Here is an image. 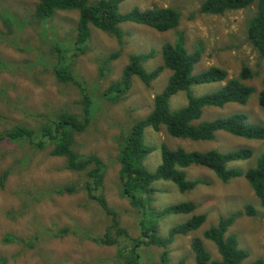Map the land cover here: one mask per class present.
<instances>
[{"label":"rangeland","instance_id":"rangeland-1","mask_svg":"<svg viewBox=\"0 0 264 264\" xmlns=\"http://www.w3.org/2000/svg\"><path fill=\"white\" fill-rule=\"evenodd\" d=\"M205 0H125L119 4V12L169 7L177 10L180 23L176 29L159 32L150 27L134 23H121L123 33L121 44L117 39L96 28L90 27V38L83 54L69 60L75 79L83 85L84 91L92 96L95 114L85 132L76 137L74 146L80 156H98L105 166L103 194L109 207L118 213L120 226L130 236L137 237L138 220L134 208L119 194V144L120 132L129 123L143 119L152 109L155 95L165 87L171 72L164 69L149 86L137 77H132L131 88L117 103L103 100L102 93L110 83L119 81L128 56L144 54L155 50L156 55L142 63L150 72L162 63L159 50L166 43L173 44L178 34H183L189 53L199 49L201 60L194 66L197 75L210 67H219L228 73V79L236 77L243 66L255 74L248 84L253 93L244 105L226 104L222 108L205 107L200 121H212L234 114H245L253 124L264 125V108L258 104V95L264 78V60L246 41V27L254 16L255 7L226 12L223 15L198 13ZM36 0H0V131L13 125L36 128L39 116L50 117L57 110L78 112L80 90L72 85L59 83L48 67L49 52L53 42L70 48L74 39V28L78 13L59 11L48 20L40 22L35 18ZM119 52L117 60L104 65L103 58ZM69 58V55H67ZM55 62V61H54ZM105 73L101 76L100 70ZM247 83V81H246ZM224 83L191 86L194 97L214 92ZM186 104L184 92L177 93L169 100L171 111ZM212 141H190L169 136L161 127L159 131L146 128L144 143L153 151L144 158V166L153 172L160 164V146L182 148L187 152L220 153L232 152L239 148H250L252 157L246 161L230 162L227 168L241 171L253 167L264 143L238 138L218 131ZM51 148L42 151L31 149L24 143L2 142L0 144V176L10 173L0 187V257L6 264H114L118 247L129 246L121 242L113 247H103L76 237L45 241L32 249L19 243H2L3 237L29 239L40 232L41 227H71L78 224L94 234L102 235L108 224L106 216L95 201L87 197L86 191H78L70 196H54L50 193L65 184H79L86 181L83 172L63 170V158L50 156ZM187 181H203L195 189L180 192L177 186L167 181L153 184L149 206L161 211L180 203H193L195 210L188 215L177 214L160 220L158 234L166 236L167 231L189 220L192 216L205 214L201 228L186 236L177 237L168 247L170 264L183 260L194 263V253L190 248L192 239L201 238L204 230L214 226L220 218L237 214L228 234L236 236L238 246L248 252L247 263L259 261L264 264V210L243 178L222 183L214 173L200 166H190L184 170ZM49 193L38 201L37 193ZM251 205L255 216L242 213L244 206ZM202 243L211 258L218 259L216 248L209 241ZM162 250L148 248L143 251L141 263L146 259L157 261Z\"/></svg>","mask_w":264,"mask_h":264},{"label":"trees","instance_id":"trees-1","mask_svg":"<svg viewBox=\"0 0 264 264\" xmlns=\"http://www.w3.org/2000/svg\"><path fill=\"white\" fill-rule=\"evenodd\" d=\"M35 18L40 22L48 20L59 11H76L73 44L70 48L53 42L48 67L52 75L62 84H68L80 90L81 98L78 112L72 110H57L46 118L39 116L40 124L36 128L23 125H13L7 130L0 131V144L2 142L24 143L31 149L42 151L50 147V156L63 158V170L69 172H83L86 181L79 188V184H65L50 190L54 196H70L78 191H86L87 197L95 201L98 208L106 216L108 224L102 235L94 234L90 230L74 224L71 227H41L32 238L24 240L12 236L3 237L2 243H19L24 248L32 249L41 242L61 240L67 237H76L82 241H90L103 247H113L119 240L129 246L118 247L115 257L110 261L114 264H170L168 247L177 237L186 236L201 228L206 220L205 214L192 216L186 222L175 225L167 231L166 236L158 234L159 222L169 215L191 214L196 205L193 203H180L169 206L161 211H155L149 206L152 194L156 193L153 184L157 181H167L175 184L180 192L191 191L203 181H187L184 170L190 166H200L214 173L222 183L231 179L243 178L251 188L264 210V147L257 156L255 165L244 172L234 168H227L230 162L249 160L253 152L250 148H239L232 152L220 153L215 150L208 152H187L182 148L171 149L166 145L160 146V164L151 172L143 164V160L153 150L144 143V131L151 128L159 131L163 127L166 133L174 138L190 141H212L218 131L246 140L264 143V125L253 124L248 121L245 114H234L226 118L212 121H200L202 110L205 107L222 108L229 103L246 104L253 93L248 84L254 73L247 66H243L236 77L228 79V73L219 67H210L200 74H193L194 66L201 60L199 49L189 53L185 46L183 34H178L173 44L166 43L161 46V65L150 72H146L142 63L152 59L156 53L150 50L144 54H132L123 69L120 80L109 84L102 93V99L107 102H119L131 88L132 77H137L144 85L149 86L156 80L164 69L171 74L163 90L154 96L152 109L143 119L129 123L128 127L120 132L119 144V194L128 200L134 208L138 220V236L130 233L120 226L118 213L111 209L100 193L103 188L105 166L101 159L91 154L80 156L74 146L76 137L87 130L92 123L95 109L93 98L84 91L83 85L78 82L69 60L83 54L85 45L90 38V27L114 36L121 44L123 33L119 28L121 23H134L150 27L159 32L176 29L180 23L181 15L177 10L169 7L150 8L140 10L134 8L130 12H119V4L125 0H36ZM255 7L254 16L246 27V41L264 60V0H205L199 7L198 13L207 15H223L226 12ZM69 55V58L67 57ZM119 52H113L103 58L107 65L117 60ZM55 61V62H54ZM101 76L105 73L100 70ZM247 81V83H246ZM211 83H224L220 89L194 97L190 93L191 86ZM184 92L186 104L184 107L171 111L169 100L177 93ZM258 104L264 108V78L262 89L258 95ZM10 171H4L0 176V187ZM49 193L37 192L33 200L38 201ZM242 213L246 216H255V209L247 204ZM237 214L220 218L218 222L204 230L202 239L209 241L216 248L218 259L211 258L205 249L201 238H194L190 248L194 253L195 264H261L259 261L247 263L248 252L238 246L236 236L228 234V229L236 219ZM148 248L161 249L157 261L146 259L141 263L143 251ZM7 259L0 257V264H6ZM177 264H185L180 260Z\"/></svg>","mask_w":264,"mask_h":264}]
</instances>
